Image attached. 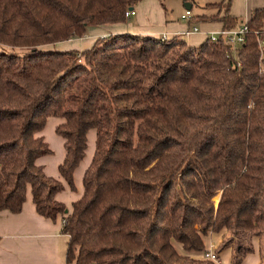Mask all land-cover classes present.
<instances>
[{
	"label": "trees",
	"instance_id": "obj_1",
	"mask_svg": "<svg viewBox=\"0 0 264 264\" xmlns=\"http://www.w3.org/2000/svg\"><path fill=\"white\" fill-rule=\"evenodd\" d=\"M141 1L0 0L11 49L0 50V212L21 213L30 193L40 216L62 219L68 264H217L201 258L209 235H230L221 250L235 244L233 264L260 240L264 264V7L236 55L223 38L192 47L133 34L44 49L125 23ZM231 6L208 4L218 12L190 26L237 28ZM51 118L62 120V180L38 164L53 154ZM91 131L94 157L68 211L56 196L64 182L76 190Z\"/></svg>",
	"mask_w": 264,
	"mask_h": 264
},
{
	"label": "crops",
	"instance_id": "obj_2",
	"mask_svg": "<svg viewBox=\"0 0 264 264\" xmlns=\"http://www.w3.org/2000/svg\"><path fill=\"white\" fill-rule=\"evenodd\" d=\"M160 1L142 0L135 7L136 14L128 19L129 22L110 26L89 27L87 34L83 38L62 42L63 44L60 43L66 46L63 51L83 52L91 49L97 40L115 34H133L145 38L153 37L164 39L179 37L188 46L198 47L208 39V35L211 32H217L224 28L222 23H205V25L210 26L208 28L209 30H200L205 36L204 40H201L203 42L198 46L193 45L192 38L194 36L185 37L181 35L182 32L190 27V23L184 22L178 24L169 21L166 9L162 5V1ZM183 4L185 8V3L183 2ZM263 7L264 0H233L231 15L238 20L239 18H245L244 22H248L254 11ZM195 36L200 37V34ZM55 119L57 120L49 119L46 129L42 133L53 154L40 158L38 164L43 166L48 176L61 179L59 166L65 160L66 150L64 141L56 134V127L62 120ZM50 126L53 128L51 134L53 139L51 141L46 134ZM54 144L60 150V156L57 161L54 160L56 158L53 149ZM88 145L89 147L91 146V153L88 154L87 151L85 160L80 164L74 174L76 190L73 191L64 182L65 189L56 196L59 202L64 203L68 207V211L71 210L72 204L83 195V177L95 153L96 133L94 131L88 134ZM62 227L63 222L60 217L57 220H50L40 216L36 212L32 196L29 193L21 213L12 214L8 211L0 212V264H68L66 261V253L69 238L62 232ZM223 238L224 236L222 235L207 236L205 238L206 250L215 252L219 256L221 264H233L235 244H231L221 250L222 242L224 241ZM251 244L253 251L245 255L241 264H262L261 241L252 239ZM175 247L180 254L184 253L180 244L175 243Z\"/></svg>",
	"mask_w": 264,
	"mask_h": 264
},
{
	"label": "rangeland",
	"instance_id": "obj_3",
	"mask_svg": "<svg viewBox=\"0 0 264 264\" xmlns=\"http://www.w3.org/2000/svg\"><path fill=\"white\" fill-rule=\"evenodd\" d=\"M223 0H194V3H193V8H192V13H193V17H198V16H203V15H210V14H214L216 12H218V9L214 8V7H207L208 4H214V3H220L222 2ZM161 2V1H160ZM233 2V0H232ZM162 5L165 7L166 9V14H167V17H168V20L171 21L172 23H178V24H181V23H184L186 21H182L181 20V15L183 13H185L186 9L184 8V4H183V1L182 0H162ZM245 21V18H239V22H240V25ZM129 22V20L127 21ZM200 30H209V26L210 25H205V23H197L196 24ZM106 26H110V25H106ZM105 28V27H103ZM108 28V27H107ZM202 33V34H201ZM200 37L198 36H195L197 34H194L192 35V43L193 45H200L202 42L201 40H204V35H203V32L201 31L200 33ZM202 36V37H201ZM164 39V38H162ZM179 40H182V39H179ZM60 43L58 44H55V45H47L44 47L45 50L47 51H63V49L66 47L65 45H61L63 43ZM15 53H18V54H23V50H21L20 48H15ZM0 50H5V51H9L11 50L9 47H5V46H1L0 45ZM53 120H57L55 118H52ZM59 120V119H58ZM52 126H50L47 130V136H48V139L51 141V139H53V136H51L52 134V131H53V128H51ZM89 143H90V140H89ZM53 146V145H52ZM53 149H54V154L56 156V158H54V160H58L59 156H60V150H58L56 147H55V144L53 146ZM88 154L91 153V146L89 147L88 145ZM218 199L219 197H216L214 200L215 202L217 203L218 202ZM230 238V235H227L225 240L222 242V244L226 241H228ZM224 239V238H223ZM262 244V243H261Z\"/></svg>",
	"mask_w": 264,
	"mask_h": 264
},
{
	"label": "built area",
	"instance_id": "obj_4",
	"mask_svg": "<svg viewBox=\"0 0 264 264\" xmlns=\"http://www.w3.org/2000/svg\"><path fill=\"white\" fill-rule=\"evenodd\" d=\"M136 14L134 9L128 10L126 13L127 19H130ZM193 19V13L191 10H186L185 13L182 14L181 20L186 22H191ZM200 32V28L193 24L186 31L182 32V36L189 37L194 34H198ZM250 32L248 22H243L239 27L233 29H222L217 32H211L208 35V39L212 42H217L220 39H226L228 43L231 45V48L234 54H237L238 48L245 43L246 34ZM202 259L211 260L217 264H221V260L219 256L213 251H206L201 256Z\"/></svg>",
	"mask_w": 264,
	"mask_h": 264
},
{
	"label": "water",
	"instance_id": "obj_5",
	"mask_svg": "<svg viewBox=\"0 0 264 264\" xmlns=\"http://www.w3.org/2000/svg\"><path fill=\"white\" fill-rule=\"evenodd\" d=\"M185 8L188 10H192V4L191 3H185Z\"/></svg>",
	"mask_w": 264,
	"mask_h": 264
}]
</instances>
